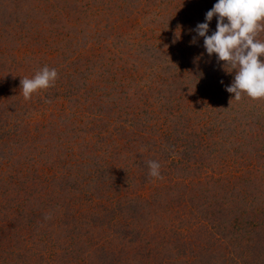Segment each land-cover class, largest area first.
Here are the masks:
<instances>
[{"label":"rangeland","instance_id":"1","mask_svg":"<svg viewBox=\"0 0 264 264\" xmlns=\"http://www.w3.org/2000/svg\"><path fill=\"white\" fill-rule=\"evenodd\" d=\"M216 2L0 0V264H264V99L192 31Z\"/></svg>","mask_w":264,"mask_h":264},{"label":"clouds","instance_id":"2","mask_svg":"<svg viewBox=\"0 0 264 264\" xmlns=\"http://www.w3.org/2000/svg\"><path fill=\"white\" fill-rule=\"evenodd\" d=\"M214 16L216 30L207 35ZM192 31L203 38L209 56L215 53L218 61L236 70L232 83L226 86L235 100H240L242 94L253 100L264 99V61L260 59L264 56V41L257 39L264 32V0H217L206 12L205 22L198 23ZM196 38L193 37L192 43ZM57 79V70L44 66L33 77L21 78L20 90L28 100L34 92L54 86ZM146 163L149 177L162 178L159 162Z\"/></svg>","mask_w":264,"mask_h":264}]
</instances>
